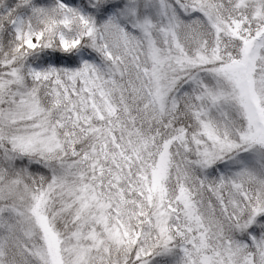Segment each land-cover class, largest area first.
I'll return each mask as SVG.
<instances>
[{"label": "snow or ice", "instance_id": "1", "mask_svg": "<svg viewBox=\"0 0 264 264\" xmlns=\"http://www.w3.org/2000/svg\"><path fill=\"white\" fill-rule=\"evenodd\" d=\"M0 264H264V0H0Z\"/></svg>", "mask_w": 264, "mask_h": 264}]
</instances>
